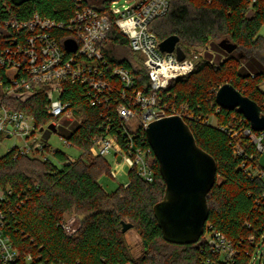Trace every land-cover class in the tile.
<instances>
[{
  "label": "trees",
  "instance_id": "16d2710c",
  "mask_svg": "<svg viewBox=\"0 0 264 264\" xmlns=\"http://www.w3.org/2000/svg\"><path fill=\"white\" fill-rule=\"evenodd\" d=\"M112 1L30 0L15 5L11 0H0V23L27 20L33 14L66 23L84 6L107 13ZM263 23L264 0H169L165 14L148 27L159 43L176 36L186 56L191 50L210 46L224 57L221 61L217 56L215 62H210L209 56L200 57L191 73L169 82L158 102L169 109L184 107L189 116L184 122L196 144L215 160L216 182L207 194L205 232H219L231 241L247 235L245 221L254 227L258 224L255 217L262 220L254 208L257 201L264 203V177L253 172L258 169L264 174V167L260 154L243 133L250 128L249 122L236 110L219 108L215 93L228 83L256 103L264 115V37L258 34ZM222 40L236 45V49L226 54L217 46ZM100 47L109 69L128 70L134 78L133 89L150 94L141 57L131 51L115 26ZM3 77L0 69V82ZM62 100L82 118L60 134L81 151L77 159L52 150L47 143L44 151L49 155L45 158L16 156L15 149L0 157V234L9 239L17 253L7 264H204L212 258L203 237L197 244L186 246L163 240L152 208L162 199L165 184L153 153L149 160L154 170L152 183L131 169L128 185L110 194L98 183V177L108 173V165L93 154V141L108 132L117 134L122 144L113 108L119 97L111 99L109 131L106 113L87 104L83 87L67 86ZM46 103L43 94L24 103L0 96V106L32 116L37 129L51 120L44 111ZM136 134L137 143L148 147L145 131L138 129ZM67 216L72 217L71 236L62 229ZM121 222L130 223L135 230L143 250L140 256L131 255ZM246 261L240 256L235 264Z\"/></svg>",
  "mask_w": 264,
  "mask_h": 264
},
{
  "label": "built area",
  "instance_id": "2783aa9c",
  "mask_svg": "<svg viewBox=\"0 0 264 264\" xmlns=\"http://www.w3.org/2000/svg\"><path fill=\"white\" fill-rule=\"evenodd\" d=\"M116 3L117 0L110 3L107 13H100L88 6L80 7L66 23L55 22L38 14H33L27 20H5L0 23V69L4 73L0 82L1 99L24 103L35 95L43 94L47 101L44 111L51 117L40 131L32 116L0 106V144L13 138L20 142L13 144L6 152L15 149L16 156L48 157L49 154L44 151L48 140L42 132L57 133L65 124L69 125H65L66 129H70L73 123L81 122V116L75 115L69 103L62 100L67 86H81L87 104L106 113L107 131L112 125L109 115L111 99L116 96L120 99L113 108L122 144L118 142L117 134L106 132L94 139L93 154L100 158L113 154L116 161L119 157V162H126L140 179L153 182L154 170L149 161L153 152L150 146L137 143L139 138L136 131H145L149 123L163 117L177 115L183 120L189 117L182 106L179 109L161 106L159 96L171 80L191 73L203 51L208 49L191 50L180 62L174 53L159 51V42L148 27L155 18L165 14L169 0H135L122 10L115 7ZM112 26L126 37L131 51L141 57L150 82V94L133 89L134 78L128 70L122 67L108 68L100 46ZM67 40L73 41L76 46L72 53L64 49ZM51 123L55 132L47 129ZM243 133L261 155L264 151V132L255 135L248 128ZM60 139L64 145L71 146L65 137L60 135ZM261 165L264 167V164ZM253 173L264 177L258 169ZM261 198L264 199V195ZM261 205L264 206V203L257 201L254 209L259 210L262 220L255 217L258 223L256 228L245 221L249 232L236 241L227 239L219 232L204 231L201 237L212 256L204 264H235L240 256L247 258L246 264H264V209H261ZM62 229L67 236L74 233L70 219L64 220ZM16 257L9 239L0 234V264L12 262ZM30 260L28 257L27 261Z\"/></svg>",
  "mask_w": 264,
  "mask_h": 264
},
{
  "label": "water",
  "instance_id": "95a60500",
  "mask_svg": "<svg viewBox=\"0 0 264 264\" xmlns=\"http://www.w3.org/2000/svg\"><path fill=\"white\" fill-rule=\"evenodd\" d=\"M11 1L20 5L30 0ZM177 43L178 38L170 36L158 44V49L161 53H174L180 62L185 59V53ZM217 46L226 54L236 49V45L227 40L220 41ZM64 49L72 53L76 46L73 41L67 40ZM215 102L219 108L236 110L249 122L253 132H264L261 108L230 84L225 83L216 91ZM47 129L55 132L54 124L48 125ZM145 136L165 184L162 199L152 208L162 238L172 245L197 244L208 219L207 194L216 182V162L198 147L190 128L177 115L149 123ZM121 227V233H126L132 225L121 222Z\"/></svg>",
  "mask_w": 264,
  "mask_h": 264
},
{
  "label": "rangeland",
  "instance_id": "374dc122",
  "mask_svg": "<svg viewBox=\"0 0 264 264\" xmlns=\"http://www.w3.org/2000/svg\"><path fill=\"white\" fill-rule=\"evenodd\" d=\"M135 0H117V3L115 7L123 9L124 6H130L134 3ZM260 36L264 37V23L262 24L259 33ZM209 51H213L214 53H218L216 50L211 49L212 47H208ZM199 51V50H198ZM123 53H125L123 51ZM128 56V54H126ZM264 86V85H263ZM262 86V87H263ZM69 126L68 124H65ZM61 126V128L58 129L57 133H48V132H42V135L44 138L48 140V144L52 149H58L64 152L71 160H75L79 157L81 154V151L79 149L73 147V146H67L64 145L60 139V134L62 132H66L69 129H66V127ZM17 138H13L12 140H6L3 143L0 144V157L6 153L7 149H9L13 144H19ZM106 164L108 165V173L102 174L98 177V183L101 185L103 190L110 194L113 191H115L119 186H125L128 181L129 177L128 174L130 172V168L128 164L124 161L117 162L114 158V155L111 154L105 158H103ZM260 162L261 164H264V151L260 155ZM113 174V176H112ZM218 180V179H217ZM66 218L71 219V216H67ZM125 239L129 246L131 255L133 257H138L143 253L142 246L139 242V239L135 233V230L132 229L128 230L125 233Z\"/></svg>",
  "mask_w": 264,
  "mask_h": 264
},
{
  "label": "crops",
  "instance_id": "0c3cea01",
  "mask_svg": "<svg viewBox=\"0 0 264 264\" xmlns=\"http://www.w3.org/2000/svg\"><path fill=\"white\" fill-rule=\"evenodd\" d=\"M209 47V46H208ZM211 49H213V48H211ZM210 57L209 59H210V61H212V62H215L216 61V59H217V54L216 53H214L213 51L211 52V51H209V48H208V50H206V51H203V54H202V57ZM219 57V56H218ZM220 58V60L222 61L223 59H224V57L222 56V57H219Z\"/></svg>",
  "mask_w": 264,
  "mask_h": 264
},
{
  "label": "bare ground",
  "instance_id": "6f19581e",
  "mask_svg": "<svg viewBox=\"0 0 264 264\" xmlns=\"http://www.w3.org/2000/svg\"><path fill=\"white\" fill-rule=\"evenodd\" d=\"M248 140V139H247Z\"/></svg>",
  "mask_w": 264,
  "mask_h": 264
}]
</instances>
